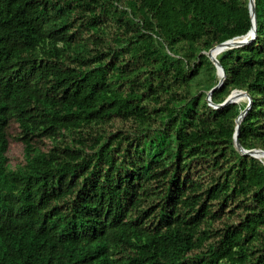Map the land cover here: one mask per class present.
I'll return each mask as SVG.
<instances>
[{
    "label": "trees",
    "instance_id": "obj_1",
    "mask_svg": "<svg viewBox=\"0 0 264 264\" xmlns=\"http://www.w3.org/2000/svg\"><path fill=\"white\" fill-rule=\"evenodd\" d=\"M255 6L212 94H251L246 149H264ZM251 28L249 0H0V264H264L248 100L207 99V52Z\"/></svg>",
    "mask_w": 264,
    "mask_h": 264
},
{
    "label": "water",
    "instance_id": "obj_2",
    "mask_svg": "<svg viewBox=\"0 0 264 264\" xmlns=\"http://www.w3.org/2000/svg\"><path fill=\"white\" fill-rule=\"evenodd\" d=\"M249 8H250V13H251V17H252V28L245 35L251 34V38H242L245 35L236 36L234 38H230L228 40H225V41L213 46L207 52L209 58L212 60V62L217 67V73L218 74H219V72L222 73V78L219 80V83L209 91L207 99L209 101V104L212 105L214 108H221V107L226 106L227 104H230L233 102H238V101L242 100L243 98H247L248 105L237 118V126H236V131L234 134L235 145L238 148V150H240L241 153L249 154V155H252V156H255L257 158L264 160V149H262V148L246 149L242 146V144L240 143V139H239L240 123L244 119L248 110L251 108V105L253 102V98H252L251 94L247 90L236 89L222 103L216 104L212 100V94H213L214 90L217 88H220L224 84V81L226 79V72H225V69L223 68L222 64L220 63V61L218 59V55L228 48L240 47V46H244L246 44H249L254 39H256V37H257L258 25H257V13H256L255 0H249Z\"/></svg>",
    "mask_w": 264,
    "mask_h": 264
},
{
    "label": "rangeland",
    "instance_id": "obj_3",
    "mask_svg": "<svg viewBox=\"0 0 264 264\" xmlns=\"http://www.w3.org/2000/svg\"><path fill=\"white\" fill-rule=\"evenodd\" d=\"M219 77V74H218ZM220 79V77H219ZM243 101H246L247 98H243ZM10 134L12 136H16L19 133V128L16 123H13L10 128H9ZM12 139V137H11ZM22 153V144L17 140H12L11 146H10V155L13 160H17V158L21 155Z\"/></svg>",
    "mask_w": 264,
    "mask_h": 264
},
{
    "label": "bare ground",
    "instance_id": "obj_4",
    "mask_svg": "<svg viewBox=\"0 0 264 264\" xmlns=\"http://www.w3.org/2000/svg\"><path fill=\"white\" fill-rule=\"evenodd\" d=\"M242 38H251V34H247V35L243 36ZM219 77H220V79L222 78L221 72H219Z\"/></svg>",
    "mask_w": 264,
    "mask_h": 264
}]
</instances>
